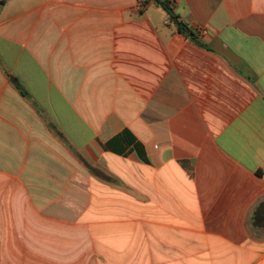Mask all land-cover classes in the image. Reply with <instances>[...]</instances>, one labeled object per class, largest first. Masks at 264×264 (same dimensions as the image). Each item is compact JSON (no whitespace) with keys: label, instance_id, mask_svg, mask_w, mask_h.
Masks as SVG:
<instances>
[{"label":"crops","instance_id":"crops-1","mask_svg":"<svg viewBox=\"0 0 264 264\" xmlns=\"http://www.w3.org/2000/svg\"><path fill=\"white\" fill-rule=\"evenodd\" d=\"M169 3L0 0V264H264V0Z\"/></svg>","mask_w":264,"mask_h":264},{"label":"trees","instance_id":"trees-1","mask_svg":"<svg viewBox=\"0 0 264 264\" xmlns=\"http://www.w3.org/2000/svg\"><path fill=\"white\" fill-rule=\"evenodd\" d=\"M155 1L159 5H161L163 9L167 11V13L169 14V17L175 22L178 30L181 31L182 33H186L187 25L183 23L182 21L177 20V16L173 13L172 9L170 8V3H169L170 0H155ZM188 33L191 34V38L194 39L195 34L191 31ZM10 79L13 85L21 92V94L28 96V93L26 92V90L22 87V85L19 83V81L15 77L11 76ZM58 135L64 140L61 133L58 132ZM89 169H91V167H89Z\"/></svg>","mask_w":264,"mask_h":264},{"label":"water","instance_id":"water-1","mask_svg":"<svg viewBox=\"0 0 264 264\" xmlns=\"http://www.w3.org/2000/svg\"><path fill=\"white\" fill-rule=\"evenodd\" d=\"M187 32H189V29H186Z\"/></svg>","mask_w":264,"mask_h":264}]
</instances>
